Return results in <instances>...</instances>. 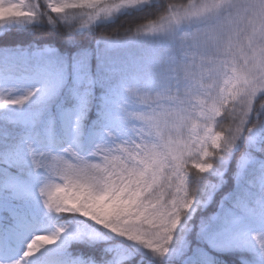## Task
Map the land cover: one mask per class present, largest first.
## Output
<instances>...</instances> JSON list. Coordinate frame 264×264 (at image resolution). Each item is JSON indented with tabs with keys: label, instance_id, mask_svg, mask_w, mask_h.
<instances>
[{
	"label": "snow or ice",
	"instance_id": "obj_1",
	"mask_svg": "<svg viewBox=\"0 0 264 264\" xmlns=\"http://www.w3.org/2000/svg\"><path fill=\"white\" fill-rule=\"evenodd\" d=\"M0 264H264V0H0Z\"/></svg>",
	"mask_w": 264,
	"mask_h": 264
}]
</instances>
